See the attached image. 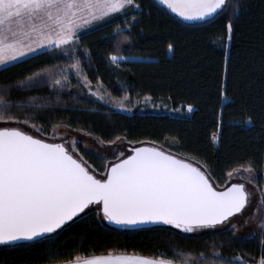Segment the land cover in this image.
Listing matches in <instances>:
<instances>
[{
    "label": "trees",
    "instance_id": "trees-1",
    "mask_svg": "<svg viewBox=\"0 0 264 264\" xmlns=\"http://www.w3.org/2000/svg\"><path fill=\"white\" fill-rule=\"evenodd\" d=\"M135 2L139 9L133 8L124 16L136 17L126 33L128 41L116 45L104 38L115 24L123 25L119 17L107 26L99 25L80 35L75 57L83 75L91 84L101 83L119 99L125 94L133 98L148 95L165 99L174 108L191 104L195 111L190 117L122 113L89 96L70 67L75 62L71 44L4 67L0 70V90L8 88L14 103L32 96L49 99L50 115L46 113L45 119L36 121L37 125H46V133L52 132V124L71 123L72 130L92 132V136L104 141L119 136L129 147L156 145L178 157L206 164L218 189L234 182L230 181L229 172L243 169L250 162L255 169V185L264 187V0H239V14L232 20L230 39L226 17L187 24L154 0ZM169 43L174 46L172 51ZM110 55L130 59L113 63ZM62 68L66 69L71 87L59 92V100L46 80L32 88L19 86L18 82L33 73L46 78L48 73ZM222 89L227 98L221 96ZM221 113L223 120L218 129L217 117ZM20 116L24 118L23 113ZM248 116L252 117V126L242 123ZM213 134L218 140H212ZM79 148L98 172H103V165L111 161L81 145ZM230 237V230L196 235L169 226L114 228L97 216L92 206L47 237L17 246L0 245V264H63L76 257L109 251L153 258L165 253L164 259H178L180 252L210 254L214 248H219L225 259L236 254H241L248 264L259 259V230L254 238Z\"/></svg>",
    "mask_w": 264,
    "mask_h": 264
},
{
    "label": "snow or ice",
    "instance_id": "snow-or-ice-1",
    "mask_svg": "<svg viewBox=\"0 0 264 264\" xmlns=\"http://www.w3.org/2000/svg\"><path fill=\"white\" fill-rule=\"evenodd\" d=\"M161 3L186 21L226 17L229 39L232 20L238 18L240 7L239 0H161ZM139 7L135 0H0V65L7 69L37 49H64L71 44L75 62L70 67L81 76L83 69L75 57L79 29L107 26L119 17L123 25L115 24L104 37L119 45L129 40L126 33L136 20L135 16L124 18L125 13ZM168 49H174L172 43L168 44ZM84 55L89 56L87 49ZM109 59L115 63L130 58L110 55ZM45 80L48 87L57 92V100L61 90L71 87L63 68L48 73L46 78L33 73L32 77L18 83L20 87L32 88ZM83 83L91 84L86 75H83ZM102 87L99 82L97 91L89 87L88 95L109 102L107 94L99 91ZM9 96L8 88L0 90V245L17 246L47 237L67 226L89 206L95 207L97 216L122 228L169 225L184 232H195L227 225L230 238L236 237L235 218L239 216L243 218V225L251 223L258 228L261 255L252 264H264V188L258 189L259 198L253 205L252 193L244 183H232L218 190L206 164L197 166L198 162L193 163L190 158L178 157L148 144L132 147L130 154L119 152L115 162L104 164V171L98 172L84 159L78 146L80 141L75 136L65 140L56 131L48 134L51 140L44 138L46 125H37L36 121L45 119L46 113L50 115L49 99L32 96L14 103ZM221 96L227 98L223 89ZM115 107L123 109L125 104L117 101ZM192 109L189 104L187 110ZM217 119L219 129L222 113ZM242 123L252 126V117H246ZM60 127L58 123L52 124L53 129ZM63 127L71 129L72 125L65 123ZM86 134L93 135L92 132ZM58 138L60 142H56ZM119 140V136L109 141L96 138L101 146ZM212 140H218V136L213 134ZM239 171L233 169L228 175L231 177L233 172ZM254 171L250 162L243 167V172L250 174L249 183L256 180L251 175ZM255 235L250 232L242 238ZM165 255L161 253L160 257L153 258L109 251L104 255L76 257L63 264H248L241 254L225 259L219 248H214L210 254L180 252L178 259H164Z\"/></svg>",
    "mask_w": 264,
    "mask_h": 264
},
{
    "label": "rangeland",
    "instance_id": "rangeland-1",
    "mask_svg": "<svg viewBox=\"0 0 264 264\" xmlns=\"http://www.w3.org/2000/svg\"><path fill=\"white\" fill-rule=\"evenodd\" d=\"M97 26H99V25L94 26L92 29L81 28L77 32V35L80 36L81 34H84L85 32H89L91 30H94L97 28ZM43 49L46 50L47 48H43ZM43 49H37V51L35 53L24 56L23 58L14 62V64H16L17 62L26 60L30 56L38 54L39 51H41ZM122 61L123 60H118L116 63H120ZM10 65H13V64H10ZM1 69H4L3 65H0V70ZM76 75H77V73H76ZM76 78H78L81 81L82 86L84 87V90H86L87 93H88L89 87L94 92L98 90L97 84H95V85L90 84V85L85 86L83 83L82 75L81 76L77 75ZM99 91L101 92V94H107L106 99L109 102H105V101H103V102L110 105L111 108H114V110H116L118 112H122V113L134 114L135 112H138L141 114H147V113H151V114H155V115L168 114L170 116L174 115V116H179V117H182V116L190 117L195 111V109L193 108L192 111L189 112L187 110L188 105H186V106L182 105L181 107L174 108L171 106V104H169V102L167 100L155 99V98H152L151 96H148V95L143 96V97L135 96V98H133L129 94H125V95H123L122 98L119 99V98L111 96L109 94V92L107 91V89H105L104 87L100 88ZM94 98L96 100H98L96 97H94ZM98 101H100V100H98ZM117 101H123V103L125 104V107L123 109L115 107V102H117ZM23 127H25L26 130L33 132V134L40 135V133H36L34 129L28 128L27 126H23ZM56 131H58L60 134H62L63 139H65V140L69 139L70 136H75L77 138V140L80 141L79 145H81L82 148H84L88 152L91 151L100 157L103 156V157H106L108 159L110 158L111 161L109 163H113L114 161H116V156L118 155L119 152L123 151V152L128 153L129 148H130L128 146L129 144L124 139H121L119 141H115V143L111 144V145L110 144H104L103 146H101L97 143L96 137L88 136L86 133L75 131L72 129H65L63 126H61L58 129H53L52 132L46 133L44 138L51 140V136L48 134H51V133L56 132ZM56 142H60L59 138L56 140ZM85 144H87L89 146L87 149L84 147ZM194 162L196 163L197 161H194ZM239 170H240L239 172H233L232 176L229 177L230 181H234L233 183H244L246 186V189L252 193V203H253V205H255V203L257 202V200L259 198V192H258L259 188L255 185L256 180L252 183H249L247 177H249L250 174L244 173L243 169H241V168H239ZM251 175L255 176L254 173H252ZM262 188H264V187H262ZM235 220H236L237 228H238V231L236 232V236L242 238V237H245L246 233H250V232L257 233L258 232V228L256 227L255 224L250 223L248 225H243V218H241L239 216H237L235 218ZM222 230H227V225L217 226L214 229H202L199 231H195L193 233L196 235H199L201 232H211V231H217V232L219 231L220 232Z\"/></svg>",
    "mask_w": 264,
    "mask_h": 264
},
{
    "label": "water",
    "instance_id": "water-1",
    "mask_svg": "<svg viewBox=\"0 0 264 264\" xmlns=\"http://www.w3.org/2000/svg\"><path fill=\"white\" fill-rule=\"evenodd\" d=\"M157 4H159V5H161L165 10L167 9L173 16H175L177 19H180L181 21H183L184 23H187V24H190V23H202V22H205V21H208V20H201V21H186V20H184L183 18H181V17H179L176 13H174V12H172L171 11V9H169L166 5H164L163 3H161V0H154ZM211 19H213V18H210L209 20H211ZM143 144H139V145H137V146H142ZM137 146H134V147H137ZM149 146H156V145H152V144H149ZM158 147V146H157ZM132 147H130L129 148V153L128 154H130V149H131ZM161 148V147H160ZM161 150H163L162 148H161ZM173 154V153H172ZM191 162H193V163H195L194 161H192V160H190ZM115 162V161H114ZM197 163V162H196ZM197 166H200V164L199 163H197ZM203 170V169H202ZM219 190V189H218ZM92 206H89V208H91ZM88 208V209H89ZM88 209H85V211L83 212V213H85ZM83 213H80V214H78V216L77 217H74L73 218V220H75L76 218H78V217H81V215L83 214ZM106 221V223L108 224V225H110L111 227H114V228H120V229H126V230H129V229H131V228H122L121 226H119V225H115V224H111V223H109L107 220H105ZM70 222L71 221H69L68 223H67V225L68 224H70ZM152 226H169V225H143V226H141V227H152ZM169 227H172V226H169ZM174 228V227H173ZM136 229H140V227L139 228H136ZM180 230V229H179ZM182 231V230H181ZM182 232H184V231H182ZM187 233V232H186ZM189 233H193V232H189Z\"/></svg>",
    "mask_w": 264,
    "mask_h": 264
},
{
    "label": "crops",
    "instance_id": "crops-1",
    "mask_svg": "<svg viewBox=\"0 0 264 264\" xmlns=\"http://www.w3.org/2000/svg\"><path fill=\"white\" fill-rule=\"evenodd\" d=\"M47 50H48V49H46V50L43 49V50L39 51V53H40V52H43V51H47ZM39 53H38V54H39ZM35 55H36V54H35Z\"/></svg>",
    "mask_w": 264,
    "mask_h": 264
}]
</instances>
